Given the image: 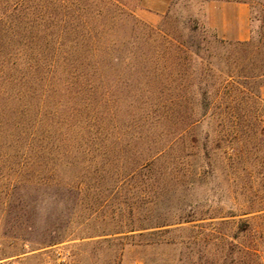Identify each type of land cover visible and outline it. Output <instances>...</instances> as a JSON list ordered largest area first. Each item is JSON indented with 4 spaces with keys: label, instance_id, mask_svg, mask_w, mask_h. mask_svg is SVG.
Listing matches in <instances>:
<instances>
[{
    "label": "rangeland",
    "instance_id": "1",
    "mask_svg": "<svg viewBox=\"0 0 264 264\" xmlns=\"http://www.w3.org/2000/svg\"><path fill=\"white\" fill-rule=\"evenodd\" d=\"M91 1L99 24L123 19L114 27L123 42L136 34L144 46V23L152 27L151 59L108 75L103 95L50 97L62 116L75 105L74 147L90 151L72 156L71 169L59 159L55 175L45 162L31 171L0 151V264H223L230 242L256 244L253 264H264V0H170L161 11L143 0ZM224 1L251 3L250 39H224L211 26L209 4ZM185 125L169 149L163 133ZM162 147L160 168L136 169ZM39 178L75 184L64 191L73 205L24 185ZM197 208L216 217L180 222ZM244 208L262 210L239 215Z\"/></svg>",
    "mask_w": 264,
    "mask_h": 264
},
{
    "label": "trees",
    "instance_id": "2",
    "mask_svg": "<svg viewBox=\"0 0 264 264\" xmlns=\"http://www.w3.org/2000/svg\"><path fill=\"white\" fill-rule=\"evenodd\" d=\"M92 4L91 0H0V151L22 157L25 168L31 171H37L42 166L39 162H45L43 167L55 175L59 159L67 160L71 169L72 156L78 152L84 158L89 156V149L74 147L77 140L71 113L76 111L75 105L62 116L59 103L51 102V96L60 91L69 95H103L108 75L119 76L122 66L130 69L151 59L152 27L144 23V46L141 47L136 34L123 42L114 29L123 24V19L112 16L111 29L99 24L96 18L102 13L93 10ZM118 4L116 7L121 15L131 17L135 26L142 23ZM163 36L168 45L172 43L167 35ZM207 113L196 115L191 124L206 117ZM180 118L183 120L185 116L181 114ZM188 127H173L175 130L163 133L162 138L169 139L168 148L186 136ZM140 132L143 137V130ZM166 150L167 147L156 149L152 156L136 165V169L160 168L158 164ZM206 157L209 159L210 154L206 153ZM182 158L176 156L179 163ZM46 160L55 163L49 166ZM88 165L83 166L85 171ZM24 185L47 190L50 197L57 202L63 201L66 207L72 202L69 198L66 200L65 192L74 193L78 188L73 183L62 185L46 178L30 180ZM60 188H63L61 198L58 196ZM253 209L244 208L239 215L262 210ZM187 214L188 217L180 222L216 217L206 216L209 214H202L198 208ZM239 221L245 225L241 231L250 228L248 220L240 218ZM172 224L157 223L151 227ZM230 246L231 252L223 257V264H253L261 256L256 244L246 246L230 242Z\"/></svg>",
    "mask_w": 264,
    "mask_h": 264
},
{
    "label": "crops",
    "instance_id": "3",
    "mask_svg": "<svg viewBox=\"0 0 264 264\" xmlns=\"http://www.w3.org/2000/svg\"><path fill=\"white\" fill-rule=\"evenodd\" d=\"M145 6L161 11L170 0H143ZM251 10L249 1H224L209 4V21L219 35L228 40L243 41L251 37Z\"/></svg>",
    "mask_w": 264,
    "mask_h": 264
}]
</instances>
